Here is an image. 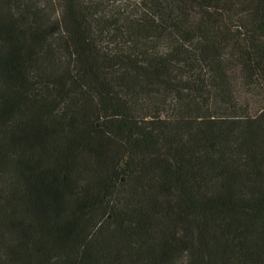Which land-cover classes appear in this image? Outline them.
I'll return each mask as SVG.
<instances>
[{"label":"trees","instance_id":"obj_1","mask_svg":"<svg viewBox=\"0 0 264 264\" xmlns=\"http://www.w3.org/2000/svg\"><path fill=\"white\" fill-rule=\"evenodd\" d=\"M0 264H264V0H0Z\"/></svg>","mask_w":264,"mask_h":264}]
</instances>
